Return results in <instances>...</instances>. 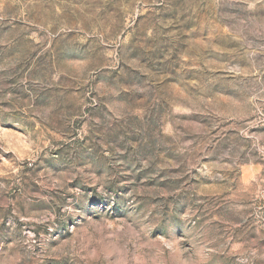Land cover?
Segmentation results:
<instances>
[{
    "label": "rangeland",
    "instance_id": "1",
    "mask_svg": "<svg viewBox=\"0 0 264 264\" xmlns=\"http://www.w3.org/2000/svg\"><path fill=\"white\" fill-rule=\"evenodd\" d=\"M0 264H264V0H0Z\"/></svg>",
    "mask_w": 264,
    "mask_h": 264
}]
</instances>
